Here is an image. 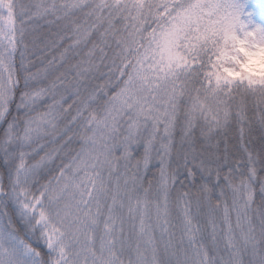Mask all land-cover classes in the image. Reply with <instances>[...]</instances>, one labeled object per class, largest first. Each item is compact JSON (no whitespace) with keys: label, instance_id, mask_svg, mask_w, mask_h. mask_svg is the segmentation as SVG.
<instances>
[{"label":"snow or ice","instance_id":"1","mask_svg":"<svg viewBox=\"0 0 264 264\" xmlns=\"http://www.w3.org/2000/svg\"><path fill=\"white\" fill-rule=\"evenodd\" d=\"M0 264H264V0H0Z\"/></svg>","mask_w":264,"mask_h":264}]
</instances>
